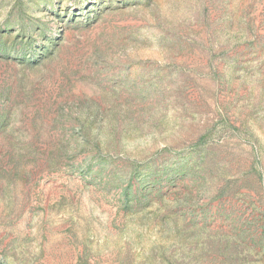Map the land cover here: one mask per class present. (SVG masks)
<instances>
[{
    "label": "rangeland",
    "instance_id": "obj_1",
    "mask_svg": "<svg viewBox=\"0 0 264 264\" xmlns=\"http://www.w3.org/2000/svg\"><path fill=\"white\" fill-rule=\"evenodd\" d=\"M0 264H264V0H0Z\"/></svg>",
    "mask_w": 264,
    "mask_h": 264
}]
</instances>
